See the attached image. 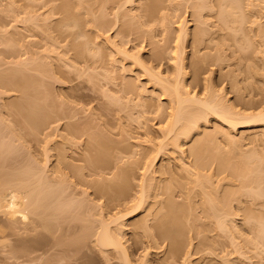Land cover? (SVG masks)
I'll return each instance as SVG.
<instances>
[{"label":"rangeland","instance_id":"374dc122","mask_svg":"<svg viewBox=\"0 0 264 264\" xmlns=\"http://www.w3.org/2000/svg\"><path fill=\"white\" fill-rule=\"evenodd\" d=\"M222 1L0 0V78L17 75V78L24 77L23 80L28 77L31 82L34 79V83L40 84L34 85L39 92L37 98L41 99L38 104L47 108L48 114L40 113L37 125L25 122L11 103L23 101L30 95L27 90L24 95L27 87L20 94L17 89L21 87L16 84L14 87L6 84L7 89L0 85V185L19 174L26 176L42 170L47 179H61L63 186L68 187L67 192L82 204L80 215L71 220L61 219L56 225L51 222L48 232H44L46 237H39L40 246L33 252L34 223L18 219L11 223L0 213V264H123L119 253L109 249L101 252L94 242L95 237H83L89 230L83 228L89 219L94 223L92 227H98L100 219L107 220L119 209L125 213L133 204L129 202L116 209L113 204L106 207L104 198L99 199L94 184L90 185L96 177L89 175V160L98 151H103V155L98 154L102 158L99 161L110 168L114 166V173L119 166L127 171L126 179L115 177L111 183L122 191L121 195L119 192L121 198L129 196L130 199L139 194L143 170L157 154L150 167H153V171L150 169L153 174L148 175L154 177H150L155 179L152 184L157 185V194H161L145 204L147 210L152 208L149 218L160 207L165 214L170 199L174 200V206L185 202L187 196L188 202L191 200L190 212L187 207L184 209L189 213L185 216L187 223L182 234L177 232L178 236H174L173 245L169 240L163 244L159 241L155 248L141 229L133 227L148 214L147 210L142 209L123 221L122 243L129 251L132 264H140L145 252L149 253L146 264H182L180 259L164 261L170 245L179 244L181 237L185 239L182 240L185 246L181 245L186 251L190 246L189 264H248L247 261L256 264L258 257L248 256L242 261L243 256L235 252L243 250L236 248L234 251L227 243L232 235L236 241L248 236L240 220L243 210L240 209L235 218L238 227L244 228V235L240 234L241 229L239 234L229 233V237L219 230L216 217L211 220L210 212L211 204H219L224 195L234 200L241 192V183L247 182L246 177H254V182L264 178V138L255 141L259 137L255 133L263 131L264 125L233 129L210 115L201 120L198 129L188 137L179 136L177 144L182 143V154L175 152L177 149L170 143L173 135L165 136L175 107L174 99L163 94L161 85H180L183 97L186 92L202 99L207 96L224 106L220 107L242 114L259 112V108L252 107L264 100V0H239L243 10L240 8L238 13H243L244 18L241 17V25V22L233 25L236 31L230 30L232 26H228L232 23L229 21V25L219 22L217 11ZM197 36H202V40L195 39ZM196 40L200 42L195 45ZM204 56L206 61L203 60L201 71L195 76L193 64ZM156 73L165 79L163 84L153 76ZM16 77L10 79L15 81ZM96 136L102 144L93 139ZM231 136H236L237 142L230 144ZM89 137L92 142L95 140L94 148L90 147L92 150L87 148L89 142L92 143L87 140ZM95 143L102 150L95 147ZM161 144L164 147L156 153ZM195 148L198 156L193 152ZM62 153L66 160L61 162L60 159L57 163V156ZM199 156L205 157L204 161L207 158V163L202 161L206 166L199 171L202 174L199 177L198 173V177L206 180L204 184L209 188L204 185L202 190L203 183L194 184L196 176L191 168ZM182 164L190 166L192 174L181 171ZM70 165L84 174L86 181L84 177L74 178ZM167 188L172 192H166ZM200 190H204L203 193ZM202 194L205 198L208 195L205 202ZM238 196L244 201L245 198ZM153 202L156 204L152 207ZM183 207L180 208L183 210ZM84 213L90 214V218ZM156 220L150 222L157 227L152 229L153 234L165 224V219ZM74 226L79 230L72 234L69 227ZM134 231L138 233L135 235ZM40 232H43L41 226L35 233ZM89 233L87 231L90 236ZM239 241L242 247L244 240ZM244 251L249 252L248 249ZM248 252L245 256L252 255Z\"/></svg>","mask_w":264,"mask_h":264},{"label":"bare ground","instance_id":"6f19581e","mask_svg":"<svg viewBox=\"0 0 264 264\" xmlns=\"http://www.w3.org/2000/svg\"><path fill=\"white\" fill-rule=\"evenodd\" d=\"M241 1H239V0H223L222 3H220L221 1L219 2L220 4H222V5H218V6H220L221 9L219 11V8H218V11H217L219 13V16L218 15L217 16H218V19H220L219 20V22H221L220 24L223 23V25L224 24L229 25L230 23H232V25H230L228 27L232 26V28H230V30L235 29V28H233V25L236 23L238 24L239 22H241L240 20H243L242 18H244L243 13L242 14H241V12L238 13V11H240V8H241V11L243 10L242 7H240V6H242ZM240 14L243 16H241ZM239 24L241 25L242 22ZM228 27H226V28H228ZM240 27L241 26H239V28ZM181 28H183V27H181ZM238 30L240 31L241 29H238ZM234 31H236V29ZM197 35L199 36L200 34H197ZM198 36L195 39L198 38V40H202L201 39L202 36L200 38ZM198 40H196V42H194L193 44L196 45L198 42H200ZM195 45H194V47H196ZM196 49L197 48H194V50H196ZM195 52H197V51H195ZM204 57L202 60H200V62H196L193 64V73L195 76L198 72L201 71L202 65H203L204 61H206L205 60L206 57L205 58ZM18 73H20V72H18ZM18 73H16V74H18ZM16 76H11L8 78L7 77L5 78L3 76L2 78H0V85L3 86L2 88L5 89L6 84H8V83L11 84L10 86H13V87L16 84L17 85L16 87H21L20 89L19 88L17 89L20 91V94H21V91H23L22 89L27 87V89H24V91H23L24 95L26 94L25 93L26 90H27L26 91L27 94L29 92L31 94L29 93L30 95H27V97H24L21 95L20 99H22V97H24V99H22L23 101H19L20 103L14 101L13 102L14 104L11 103V105L14 106V109H13V107H12V109L17 113H20L22 115V117L19 114H18V116L21 117L22 119H24L25 122H27L29 124L37 125L38 124L37 121L39 120L38 118L40 116V113H41V115H42V113H44V115H45V112H46L45 109H47V108L43 109V107L40 106L41 104H38L39 101L41 102V99L37 98L39 95L38 94L39 92L35 91L36 87L34 85H40V84H36V81L34 83L33 82L34 79L32 80V82L28 81V77H25V79L27 78V80H26L28 82L27 83L25 81V79L23 80L24 77L20 76L19 78H17ZM23 76H25V75L23 74ZM153 76L156 77V80L159 84H163L165 82V79L160 77V73L153 74ZM15 77L17 78L15 81L10 79V78H15ZM20 78H22V79H20ZM5 79H7V80H5ZM10 81H11V83H10ZM4 82H6V83H4ZM12 82H13V84H12ZM31 83H32V85H31ZM161 86L163 89V94H166L169 97H172L174 99V107L175 108H173L174 112L171 115L172 123H171L170 128L168 129V133L165 136L167 137V136H170L171 134L173 135L171 137V140L170 139L169 140H170V143L172 145H174L173 147L175 149H177L175 152L181 151L180 153L182 154L183 153L182 151H184V150H182V148H180V147H182L181 146L182 143L177 144V142H179V141H177V140H179V136H184L185 138L188 137L191 132H193L195 129H198L200 121L206 120L208 118V116H210V115H214L217 119H219L221 122H223L225 125H227V127L233 128V129H236V128L242 127V126L251 125V124H253V125L254 124L255 125H257V124L258 125L259 124L264 125V100L255 104L254 107H252L254 109L259 108L258 113H256V114H242L240 112H236V111L232 110L231 108L230 109L229 108L228 109L222 108L224 106H222L221 104H217L216 103L217 101L213 100L212 98L210 100V98L208 97L209 98L208 99L207 96H205V98L202 99V98H199L196 96H190V94L188 92H186V97H183L180 93V89H181L180 85H173V86H169V87H166L164 85H161ZM28 89L29 90L31 89V91H28ZM33 90L36 92L35 94H34ZM39 91H40V89H39ZM41 94H43V92ZM20 99H18V100H20ZM42 101H44V100H42ZM220 106H222V107H220ZM42 110H44V112H41ZM38 112H39V114H38ZM47 115L48 114L46 112V116ZM180 123H181V125L179 126L180 128L175 132L174 130L177 128V126ZM217 132L218 131H216L215 133H217ZM255 134H257L256 136H259V137L255 136L256 137L255 141L256 140L259 141V139L261 140L260 137L264 138V130L261 131L260 133H255ZM89 138L87 140L88 141L90 140L92 142V137L90 139ZM94 138L96 139L97 136L93 137V139ZM236 138H237L236 136L235 137L231 136L228 139L230 144L237 142L238 138L237 139ZM263 138H262V140H263ZM96 141H97V139H96ZM92 143L89 142V146H88V142L86 143V145L88 146L87 147L88 149L90 147L94 148L93 147L94 143L93 144ZM97 143L102 144L103 142H101V140H100V142L97 141ZM198 143H199L198 145L200 146V141ZM90 144L92 146H90ZM106 144H108L107 141H106ZM86 145H85V147H86ZM163 145L164 144L159 145V149H157V151H155V152L160 153L161 152L160 149L162 150V148L164 147ZM97 146L100 147V145L95 143V147H97ZM85 147H84V149H87ZM105 147H107V146H105ZM91 148H90V150H92ZM100 149H101V147H100ZM100 149H98V150H100ZM196 149L197 148L193 149V152L194 151L198 152L197 151L198 149L197 150ZM104 150H107V148H104ZM98 152L94 153L95 156L93 155L92 156L93 158L91 157L92 160L91 159L89 160L90 161V163H89L90 174L89 173L88 174L90 175V177H91V175L96 177V181H94V183H92L90 185L94 184L93 188L95 189V192L99 196V199L104 198L106 207L110 204H113L114 208H116V209L118 208V206L121 207L123 204L127 205L129 202H132L133 204L127 208V211L125 213H122L119 209V211L117 213L110 215L107 220L100 219V221L98 222V225H99L98 227H92L94 225V223L91 221V219H89L88 224L86 226H84L83 228H85V230H87V228L89 230L90 229H92V230H91V232L89 230H87L88 233L90 232L89 233L90 236L87 234V231H86V234L84 233L86 236L84 235L83 237H85L84 239H86L87 237H95L94 242H95L96 246H98V248L101 250V252H105L102 249H104V250L109 249L110 251H115L116 253H119L122 256L121 260H123V264H132V260L128 254L129 251L122 243V239L124 236V227H125V224L123 221L128 219V218L134 217L139 212H141L142 209H144V211L147 210L144 207H145V204L148 202V200L150 198H153V200L155 198V200H156V197L161 194V193L157 194L158 191H156V190H159V188L157 187L156 184L153 183L154 185H156V188H158V189L155 188V191H156V193H155V191H154L155 186L152 184V181L154 182L155 179L153 180L154 177L148 175L150 173L153 174V172H151V171H153V169H152L153 167L152 168H150V167L153 166L154 163H152V162L156 159L154 157H156L157 154H156V156L153 157V159H152L153 161L152 160L150 162L148 161V164L145 163V164H147V166L144 164V166H146V168L143 170L142 180H141V184L139 186L140 192L138 195H136V197L131 196V199H130V197L128 195H127L128 198H124V197L121 198L119 196L120 191L117 189V187L114 184H113L114 185L113 186L111 183V181L113 182V179L115 177L126 179L128 176L127 171L125 169L121 168V166H119L120 168L116 167L117 172L115 171V173H114L113 172L114 169L112 170V168L114 166L112 168H110L111 166H108L105 163L103 164L101 160L99 161V159L101 157L99 158L98 154L100 156V153L102 154L103 151H101L99 153ZM196 152H194V154ZM104 154H108V153L104 152ZM91 155H92V151H91ZM195 155L198 156L197 154H195ZM48 156L49 155H46V158H49ZM59 156H60V158H59ZM57 157H58L57 163H59L60 159H61V162L66 160L65 159L66 156H64L63 153L61 155H58ZM196 158H197L196 160H198V161H196L197 162L195 164L196 166L193 165V167H191L192 169H194L193 170L194 172L192 170H190L191 168L189 169L190 166H188V165L186 166L183 164H182V166H180L181 169L182 168L183 169L182 170L180 169V170L181 171L184 170V172H187V173L193 172V174L196 176V178L193 176L194 179L196 180V182L194 184L198 185V184L203 183V185L200 188L202 190V187L204 185H206V184H204V182L206 183V180H203V179L200 180L202 177L200 179H199V177L202 174V173L200 174V172H201L200 170H202V168L206 166L205 163L204 164L202 163V161H204L203 159L205 157L199 156ZM206 161H207V158L204 162H206ZM103 162H105V161H103ZM114 164L116 165V163H114ZM257 164H260V162H257ZM70 166H71V169L73 172L72 175L74 178L76 177V178L82 179V177H84V181H86L84 174L82 175V173H79L80 171L77 168L73 167L72 165H70ZM150 169H152V170L150 171ZM217 169H219V168H217ZM220 169H219V171H221ZM257 169H260V167ZM57 171H59V170H56L55 172L58 173ZM166 171H163V172H166ZM188 171H190V172H188ZM198 173L200 174L199 177H198ZM110 174H111V177H110ZM146 175L148 178L146 177ZM14 177H15L14 179H12V180L10 179L9 181L7 180L4 183H1V185H0V213L3 216H5L7 218V220H9V222H11V223L16 221L17 219H18V221L20 220L21 222L28 221V222H32V224L34 223L33 227H32V230L34 232V234H33L34 236L31 240V242H32L31 251L33 252L37 248H39V246H40L41 241H40L39 237H42V238L46 237L44 232H48L47 230L49 229L51 222L52 223L54 222L53 224L56 225V224H58L59 220H61V219L71 220L73 218V216L80 215V208H81L82 204L77 198H74L72 194H69L67 192L68 187L63 186L61 179H60V181L54 180L52 178L47 179L45 174H44V171H42V170H35V171L31 172V174H29V175L26 174V176L24 174H19L18 176H14ZM150 177H153V178H150ZM204 178L207 179V175ZM251 178L248 176V177H246V180H245V182L246 181L247 182L246 183L242 182V183H244V185H243L244 188H242V183L240 186L241 187L240 191L242 192V195H241V192H240V194L238 193V195L245 198L244 201H242L243 199L240 200L238 195H237L238 197L236 196V198H238V199H236L234 197L235 198V199L233 198L234 200H231L232 197L224 195V197L220 200L221 203H220V201L218 202L219 204H211L210 203L211 201H209V204H211V206H212V212H210V215L213 216V219H211V220H214V218L216 217L215 220L219 226L218 228L221 231V233L222 232L224 233V236L225 235L228 236V234L231 232H233V234L235 232L239 234L240 230L242 229V231L240 232V234H241V233H243V229L246 227V231H247L246 235H248V236H243L244 235V233H243V234H241L244 237L242 240L239 241L237 238V240L239 242L244 240L243 244L241 243L243 245L242 247H240L238 241H236V238L234 239V235L230 236V238L227 239L228 241H231V243H229L228 241H227V243L231 245L229 247L233 246L232 248H233V250L235 249L234 251H236V248H238V249H242L243 251L245 249H248L249 250V252L247 251L248 253H250V251L252 252L253 256L251 254H248L247 256H245L247 254V252H245V251L243 252L241 250L236 251L235 253L239 252L238 255L243 256L242 261L244 259L247 260L248 256H251V258H254V257L257 258L258 257L256 264L257 263L258 264H264V190H262V188H261V185L262 184L264 185V181H263L264 178L262 177V180H261V178L258 177L259 178V179H257L258 182H254L255 181L254 177H251ZM208 180H210V178ZM208 180H207V184L209 182ZM47 183H53L54 185L52 186V185L47 184ZM207 187L208 186L206 185V188ZM113 188H115V190L118 191L117 192L118 195L114 194ZM242 189H243V191H242ZM263 189H264V187H263ZM167 190L169 192H172V190L170 191L168 188L166 189V192H168ZM151 191H154V193H151ZM203 191H201L200 193H203ZM121 193H122V191L120 192V195H121ZM202 197H204V198H202L204 201V200H206L208 195L205 198V194H202ZM189 199L187 196L185 202H183L185 206L183 205V203L182 204L178 203L179 205L175 204V206H174V203L172 202V201H174L173 199H170L171 201L169 200L171 203L167 200L168 203L166 202L167 205L165 204L167 211L165 212V214H163V209L160 207V209H158L156 211V213L154 212V215L152 216V218H149L150 214H151L150 210L152 209L150 207L147 210L148 214L145 215L140 220H138V222H135L133 224V227L135 229H137V228L141 229L144 233V237L155 248L158 247V244H160V242L163 244L167 240H169V243L171 245H173L174 244L173 243L174 236H176V235L178 236V234L180 235V232L182 234V231H183L182 229L185 228V224L187 223L188 218L185 216L189 215V213H188V212H190L189 208H191V206H189V203L191 200L188 202ZM233 202L234 203L236 202L235 203L237 205V206L235 205L236 207L232 205ZM153 203H152V207L156 204V202H153ZM185 203H188V206ZM204 204H203V206H204ZM241 204H244L246 206L241 205ZM180 205H182V206H180ZM213 205H216V206H213ZM176 206H178V207L184 206V207L182 210V208H180V207L177 208ZM241 206H244V207H241ZM185 207L188 208V212L186 211L188 213L187 215H186V212L184 211ZM232 207H234L235 210L232 209ZM187 208L185 210H187ZM240 209L243 210V212L241 211L243 214L242 215L243 219L240 218V220H242V222H243L242 226H244V228L241 226L242 227L241 229L236 224V218H235V216H237L236 213L238 211L240 212ZM202 210H203V208H202ZM204 210H206L205 207H204ZM231 211H233L235 214ZM255 211H257L258 213ZM148 215H149V217H148ZM32 216L35 218L32 219L31 218ZM84 216L85 217L89 216V218H90V214L87 215L86 213H84ZM156 219L157 220L158 219L159 220L165 219V224H164V226L160 225L158 227L157 232L153 234L152 229H157V227H156V225H152L150 222L151 221L153 222ZM185 219H186V221H185ZM237 219H239V216ZM213 223H214V221H213ZM39 226L42 227L43 232L36 234L35 232H37V229ZM55 227H57V226H55ZM69 229H70V232L72 234L75 230H77V231L79 230L78 228H76V226L69 227ZM85 230H84V232H85ZM177 232H178V234H176ZM244 232H245V230H244ZM137 233L138 232L134 231L135 235ZM239 237H241V236L239 235ZM181 238L184 239V237H181ZM183 239L179 240L180 241L179 244H176V242H175V246L170 245V249L167 250V253L165 255L166 257H164V261H167L168 258H170L169 260H172V261L180 259L182 264H189L187 257H188V251H189L188 249L190 248V246L188 247V249L186 251V248L183 247V245H181ZM233 240L235 241V243ZM135 242L136 241H134V243ZM184 242L182 244H184V246H185ZM236 243L239 245V247L237 246ZM188 244H189V242H188ZM134 245H136V243ZM234 246H235V248H234ZM184 248H185V250L182 251ZM145 249L147 250L148 248H145ZM147 255H149V253L145 252V254L142 257V260L139 262L140 264H146L147 263V258H146ZM251 261H252V259H251ZM247 262L250 263V261H247ZM253 263L254 262L252 261V264Z\"/></svg>","mask_w":264,"mask_h":264}]
</instances>
